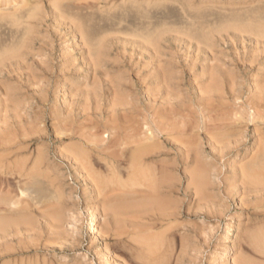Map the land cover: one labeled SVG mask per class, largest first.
<instances>
[{
    "label": "rangeland",
    "instance_id": "1",
    "mask_svg": "<svg viewBox=\"0 0 264 264\" xmlns=\"http://www.w3.org/2000/svg\"><path fill=\"white\" fill-rule=\"evenodd\" d=\"M80 1L82 2H79V0H61L55 4L54 0H29V2L28 0H0V58L2 60L0 64V189L2 191V188H6V190L0 192V202L2 200L0 203V214L3 215L0 217V224H2L0 227V264H241L243 261H250L253 264H264V261H262L264 260V253H262L264 252V188L260 190L246 188L251 185H248L246 180L242 177L241 168V165L244 168L251 164L256 156H260L258 151L259 148L257 144L255 145L253 139L254 136L257 138L261 137V134L264 132V106L261 104L262 108H258L261 106L257 104L258 100H255L259 94L264 93L262 92L263 89L260 88H264V83H261L259 87H257L261 91L257 88H252L257 82L262 81L258 80L260 77L258 74L259 71H261L260 68H264V40L262 39L264 38V0ZM96 1L98 2L96 3ZM22 3L24 5H22ZM25 3L27 4L25 5ZM98 3L100 6L97 5ZM102 4L105 6H101ZM18 6L19 8H17ZM34 7H36V9ZM55 7H57L56 10ZM15 9H17L16 12H13ZM30 12L32 13L30 14ZM6 13H8V15ZM88 14L90 16H88ZM37 16L38 18H36ZM28 22L31 25H28ZM69 22L71 23L69 24ZM71 24H78L77 26L83 28L87 34L82 36L81 34L74 33L71 30ZM261 33H263V35H261ZM22 40L25 41L23 42ZM85 40H90L91 43L87 44ZM26 42L27 45H25ZM99 44H101V46ZM137 44L140 45L138 46ZM99 46L102 49H100ZM25 47L28 48L26 49ZM21 48L26 49L28 53L25 50H21ZM90 50L92 52H89ZM17 51L19 54H17ZM148 51L150 52L148 53ZM90 54H94V57H91ZM99 54L102 55V57ZM89 59H95L97 62L96 65L94 66L93 60L90 61ZM64 62L65 64L63 65ZM83 62L84 64H81ZM260 62L262 65L259 64ZM99 65L101 68H99ZM78 66L80 69H75L76 67L78 68ZM168 69L169 71L171 69L174 74L172 75V72L169 73ZM73 70H77V72ZM100 70L103 73H101ZM86 71L87 73H85ZM255 72L257 73L254 74ZM154 75H156L155 77L157 80ZM251 77H254V83ZM63 78H66L70 84L68 85V82L66 86H63V81L65 80ZM171 78L173 81L170 80ZM208 78L210 80H208ZM181 80L182 82H180ZM217 80H220L219 83ZM175 81H177V83ZM213 81L219 85V87H216L219 88L218 90H210L209 87ZM159 82L161 83L159 84ZM153 83L154 85L158 83L157 87L159 89L154 87ZM165 83L166 85H164ZM232 83L233 85H231ZM130 84L133 86V89ZM143 84L145 85L143 86ZM174 84L179 86L177 90L178 93L180 92L179 94L177 93L179 96H176V92L175 96L173 94L174 91L172 90L177 89V86H173ZM117 87H120L118 90L121 89L119 91L121 95L123 92H127L123 94L124 97L123 95L122 97L118 95L120 93L117 92ZM145 87H148V90L150 87V90H152L151 93L150 90L148 92ZM253 87L255 88V86ZM124 88H126V90ZM154 88H156V90H153ZM221 88L225 91L222 92ZM122 90L123 92H121ZM208 90H210V93L207 94L206 91ZM257 90H259V92H257ZM249 91L251 92L249 93ZM181 92H184V94H181ZM194 92H197L196 95ZM96 93L100 94V96H97ZM227 93H230L231 96H229V94L227 95ZM234 93L237 95L236 99L234 98ZM154 94L157 96H153ZM164 94L167 97H165ZM132 95L135 98L132 97L128 100L127 98ZM182 95H185V97H183L187 99L188 104L186 103V99L183 98V101L181 98ZM126 96L127 98H125ZM221 97H223V100ZM251 97H254V99ZM147 98L149 100H146ZM150 98L152 99L150 100ZM248 98H250L251 102L254 100V102H252L253 106ZM158 99H160V101H158ZM97 100H99V102H97ZM126 100L128 102H126ZM132 100H138L139 102L134 101L135 106ZM191 100L195 103L194 105L190 102ZM137 105L140 106L138 107ZM189 105L191 107H189ZM97 106L99 108H97ZM214 106L217 109H214ZM248 106L251 107L249 108ZM140 107L142 108L139 109ZM171 107L172 109L177 108V112H175L176 110L174 109L176 114L171 112ZM107 108L110 109V111ZM154 108L156 111L159 110L157 114ZM206 109H210V111ZM222 109H224V111ZM120 110L122 115H120ZM182 110L185 112H182ZM214 110H216V112H214ZM254 110H256L257 113L256 111L254 112ZM144 111L145 113H143ZM160 113L161 115H159ZM187 113H190L192 116L190 117ZM197 113H199V115ZM123 114H125V116ZM224 114L227 115H225V118ZM57 115L60 119L56 117ZM148 115L150 117H148ZM179 115H181V117H179ZM259 115H261V118H258ZM105 116L106 118H104ZM240 116L243 118L241 119ZM119 117H121V120ZM177 117L181 119L179 120ZM192 117L193 119H191ZM172 118L178 121L176 122V120H172ZM204 118L205 122L201 121ZM128 119H132V121ZM145 119L149 121L151 119L155 120L149 122ZM244 119H246V121L251 119V123H248L249 121L246 123ZM109 120L111 122H109ZM198 120H200L201 123ZM225 120H227V122L229 121L231 125L227 127V130H230L229 133L226 130L223 134L239 135L237 139H239L241 135H245V140L247 138V142L242 147H239V149L237 148V151L233 149L231 151L232 153H223L221 155L220 148L227 146L230 139L228 138L227 140L224 137L219 138L217 132H215V134L214 131H211L214 133L213 135L208 133L207 136L204 132H200L199 128L202 131L206 124L209 126L212 123L217 124ZM70 122L71 124H69ZM133 122H135V124ZM140 122H142L143 125ZM229 122L227 124H229ZM234 122L236 123L233 124ZM239 122H241V125H239ZM252 122L255 125L257 124L256 126L263 132L261 133V131L255 130L257 127L252 124ZM188 123L190 124L187 125ZM194 123L196 126H199V128L196 126L193 127ZM243 123L246 124L243 125ZM149 124L151 126L154 124L151 128H158L161 126L164 129L161 127L159 128L163 131L165 130V132L168 131L169 134L172 133V137H174V133L171 132L173 129H182L185 127L189 128L188 132H190L192 127L194 129H192L193 131L189 134L188 132L183 133V135L181 133L179 136L177 134L178 138L175 136L174 140L168 139V141L165 140V143L163 139L158 141V145L153 147L155 149H151L153 154L151 153V155H148L143 160L144 163L148 161L145 165L143 164L144 168L145 166L149 167L150 173L156 172L155 176L160 175L158 178L163 177L162 185L159 188V199L166 204L163 202L165 206L163 211L165 212L162 211L163 213L161 214L151 208L148 210V213L147 211L139 209L150 203V191L147 187L149 184L142 180H139L138 183L126 180L127 170L123 168H126L128 165L126 164L128 163V155L126 156V154H124L126 157L120 158V161L118 160L119 162L116 164L118 167V174L116 176L118 179L120 178L119 182L115 176H111V173L106 169V163L101 161L99 151L96 150H100L104 145L106 146H104V148L110 147L114 140H116L117 133H125L124 131L127 132V129L134 130V134L136 135L133 136L136 138L138 136L139 139L143 138L144 135L148 134L147 130L150 127ZM134 125L136 127H143H137L140 129L139 131L135 129L136 127H134ZM117 126H119V128ZM69 127H71V129ZM107 127H109V130ZM58 129L61 130V132ZM105 129L106 131H104ZM137 131L140 133H137ZM104 132L106 133L105 135L102 134ZM198 132L200 133L199 139L197 138ZM129 133L131 134V132ZM133 136L131 137L132 139L134 138ZM85 137L88 138L86 139ZM111 137L113 139L110 140ZM208 137L211 139L210 141ZM205 138H207V140ZM182 139L184 140L182 141ZM201 141L203 142L202 145ZM191 142H194V145H191L193 144ZM184 143L185 145H183ZM251 144L253 146H251ZM207 145H209V147ZM179 146H184L185 149L178 154V150L180 149ZM191 146L192 148H190ZM243 151H247L246 154ZM96 152L98 153L96 154L98 157L95 155ZM195 152H197V154ZM254 152H256V154ZM244 157H246V159ZM17 158L19 161H16ZM234 158H237L238 162L243 161L245 165L240 162L237 164L238 162L236 163L237 160L235 161ZM212 159L215 160L213 161ZM27 161L28 163H26ZM35 161L39 164L40 168ZM97 161H101L103 165L101 166L100 162L98 163ZM7 162L11 165L9 166ZM89 162L90 164H88ZM176 162L178 163L176 164ZM156 163L159 165H156ZM162 163L164 165H162ZM193 163L196 166H194ZM30 164L34 165L31 166ZM150 164L155 165V168H152ZM5 165H8L7 168ZM14 165L16 168L17 166H19L18 168L23 167V171H25V169L27 172L31 171L33 175L31 179L22 182V180H24L23 178H21L20 181L18 177L14 178L15 175L9 176L10 174L8 172L12 171L11 168H13ZM27 167L28 169L30 168V170H28ZM16 168L14 167L13 170ZM237 168H239L238 171ZM234 173L235 176H232ZM2 175L8 177L5 178ZM236 176H238V179ZM5 180H7V182H5ZM10 180L14 183L11 184ZM121 181L123 183H121ZM18 182H20V184ZM104 182H106V184ZM7 186L13 187L11 190L8 188V190ZM21 186L25 188V190H23L25 192H23L22 195H19L20 193H12L21 191ZM12 189H14V191ZM146 191L148 193H146ZM258 192L259 194H257ZM195 195L197 196L195 197ZM3 197H6V199ZM22 198L23 200H21ZM186 203L190 205H186ZM3 204L5 206H3ZM8 204L10 206H8ZM175 208L178 211H176ZM20 212H22V216L27 214L22 217L23 220L20 218ZM176 213H178V216ZM90 214H93L96 218L94 232L87 227L88 216ZM8 215L10 217L12 216L13 219ZM138 215H140V217ZM26 216L29 217L27 218ZM58 216H60L59 219ZM142 218L145 222L142 221ZM147 218L151 220L149 221ZM11 219L12 221H10ZM17 219L21 220V222ZM259 220H263V223L258 222ZM167 221L169 223H167ZM27 222L28 224L26 225ZM165 224L168 226H165ZM130 225L135 227V229L132 232H127ZM25 227L27 228L25 229ZM243 227L244 229L242 230ZM161 232L167 236L164 238L166 244L163 243L162 246L152 248L150 251L148 247H151V243H154V241L150 240L147 236L149 234H162ZM10 234H12L13 237ZM181 234L182 237H180ZM192 234L194 235L192 236ZM251 234H254L256 238L253 243L251 242V244H249V236ZM144 236L147 240L143 238ZM239 238L243 241L241 239L239 240ZM143 239L144 242L142 241ZM183 239H185V241ZM184 245H186V247ZM181 248H183L182 252ZM244 250L246 252H244ZM237 252L238 254L236 255L235 253ZM246 255L249 256L247 257ZM148 256L151 259L148 258ZM257 257L260 259L262 258V262L257 261L260 260Z\"/></svg>",
    "mask_w": 264,
    "mask_h": 264
},
{
    "label": "bare ground",
    "instance_id": "2",
    "mask_svg": "<svg viewBox=\"0 0 264 264\" xmlns=\"http://www.w3.org/2000/svg\"><path fill=\"white\" fill-rule=\"evenodd\" d=\"M13 1H15V0H13ZM17 1V0H16ZM23 1V0H22ZM48 1V0H47ZM50 1V0H49ZM55 1V4H57L58 3V1L60 2L61 0H54ZM69 1V0H68ZM75 1H78V0H75ZM84 1H87V0H83V2ZM93 1V0H92ZM100 1V0H99ZM9 2V1H8ZM25 2V1H24ZM28 2H29V0H28ZM36 2V1H35ZM35 2H32V3H35ZM79 2H82V1H80L79 0ZM98 1H96V3H97ZM12 3V2H11ZM13 3H15V2H13ZM38 3V2H37ZM86 3V2H85ZM27 3H25V5H26ZM36 4V3H35ZM50 4V3H49ZM73 4V3H72ZM20 5V4H19ZM22 5H24L23 3H22ZM32 5H34V4H32ZM46 5V4H45ZM86 5V4H85ZM87 5H88V2H87ZM95 5V4H94ZM97 5H99V3L97 4ZM107 5V4H106ZM4 6V5H3ZM21 6V5H20ZM28 6V5H27ZM30 6V5H29ZM100 6V5H99ZM101 6H105V5H101ZM2 7V6H1ZM14 7V6H13ZM17 8H19V6L17 7ZM35 9H36V7H34ZM9 9V8H8ZM34 9V10H35ZM37 9H40V8H37ZM52 9V8H51ZM57 9V7H55V10ZM88 9V8H87ZM98 9V8H97ZM101 9V8H100ZM103 9V8H102ZM12 10H13V8H12ZM16 10L17 9H15V11H13V12H16ZM19 10V9H18ZM32 10V9H31ZM53 10V9H52ZM12 12V13H13ZM37 12H39V11H37ZM55 12V11H54ZM109 12V11H108ZM4 13H5V11H4ZM28 13V12H27ZM32 12H30V14H31ZM34 13V12H33ZM7 15H8V13H6ZM11 14V13H10ZM29 14V13H28ZM58 14V13H57ZM65 14V13H64ZM15 15V14H14ZM54 15V14H53ZM13 16V15H12ZM29 16V15H28ZM57 16V15H56ZM88 16H90L89 14H88ZM41 17V16H40ZM29 18V17H28ZM31 18V17H30ZM36 18H38V16L36 17ZM142 19H144L143 17H141ZM148 18V17H147ZM20 19V18H19ZM149 19V18H148ZM16 20V19H15ZM20 23V22H19ZM68 23V22H67ZM71 22H69V24H70ZM21 24V23H20ZM26 24V23H25ZM61 24V23H60ZM19 25V24H18ZM28 25H31L29 22H28ZM67 25V24H66ZM65 25V26H66ZM78 25V24H77ZM76 24H71V30L74 32V33H78V34H81L82 36L83 35H86L87 34V32L83 29V28H80V27H78ZM69 26V25H68ZM151 26V25H150ZM163 26V25H162ZM30 27V26H29ZM35 27V26H34ZM68 29V28H67ZM171 29V28H170ZM212 29V28H211ZM221 29V28H220ZM264 29V28H263ZM88 30V29H87ZM89 30H90V28H89ZM174 30V29H173ZM223 30H225V29H223ZM213 31V30H212ZM226 31V30H225ZM263 31V30H262ZM69 32H70V29H69ZM164 32V31H163ZM222 32H224V31H222ZM235 32V31H234ZM167 33V32H166ZM178 33V32H177ZM176 33V34H177ZM183 33V32H182ZM214 33H216V32H214ZM217 33H218V31H217ZM258 33V32H257ZM156 34H158V33H156ZM161 34V33H160ZM211 34V33H210ZM219 34V33H218ZM252 34V33H251ZM69 35V34H68ZM72 35H73V33H72ZM163 35V34H162ZM180 35V34H179ZM185 35V34H184ZM212 35V34H211ZM253 35V34H252ZM261 35H263V33H261ZM26 36V35H25ZM29 36V35H28ZM80 36V35H79ZM101 36V35H100ZM177 36V35H176ZM186 36V35H185ZM146 37V36H145ZM157 37V36H156ZM252 37H254V36H252ZM264 37V36H263ZM21 38H23V37H21ZM29 38V37H28ZM30 38H32V37H30ZM82 38V37H81ZM85 38H86V36H85ZM104 38V37H103ZM108 38V37H107ZM131 38V37H130ZM159 38V37H158ZM182 38V37H181ZM207 38V37H206ZM209 38V37H208ZM27 39V38H26ZM101 39V38H100ZM263 40H264V38H262ZM84 40V39H83ZM260 40V39H259ZM23 41V40H22ZM25 41V40H24ZM23 41V42H24ZM30 41V40H29ZM104 41V40H103ZM155 41V40H154ZM31 42V41H30ZM29 42V43H30ZM82 42H84V41H82ZM85 42L87 43V44H89V43H91V41L90 40H85ZM93 42V41H92ZM137 42V41H136ZM142 42V41H141ZM145 42H146V40H145ZM86 43H85V45H86ZM94 43V42H93ZM32 44V43H31ZM30 44V45H31ZM84 44V43H83ZM107 44V43H106ZM134 44V43H133ZM142 44V43H141ZM22 45H23V43H22ZM25 45H27V42H26V44ZM29 45V44H28ZM81 45V44H80ZM100 46H101V44H99ZM138 45V44H137ZM136 45V46H137ZM140 45V44H139ZM138 45V46H139ZM256 45H259V44H256ZM264 45V44H263ZM32 46V45H31ZM82 46V45H81ZM99 46V48L100 49H102L101 47ZM134 46V45H133ZM159 46V45H158ZM23 47V46H22ZM28 47H30V46H28ZM27 47V48H28ZM88 47V46H87ZM198 47V46H197ZM263 47V46H262ZM26 48V47H25ZM26 48V49H27ZM141 48V47H140ZM26 49H23V48H21V50H25L26 51ZM32 49V48H31ZM30 49V50H31ZM157 49H158V47H157ZM160 49V48H159ZM98 50V49H97ZM139 50V49H138ZM29 51V50H28ZM32 51H33V49H32ZM140 51L142 52V50L140 49ZM139 51V52H140ZM146 51V50H145ZM157 51V50H156ZM27 52V51H26ZM87 52V51H86ZM85 52V53H86ZM89 52H92L91 50L89 51ZM139 52H138V54H139ZM141 52H140V54H141ZM147 52V51H146ZM150 51H148V53H149ZM160 52V51H159ZM15 53V52H14ZM28 53V52H27ZM16 54V53H15ZM17 54H19L18 53V51H17ZM24 54V53H23ZM31 54V53H30ZM102 54V53H101ZM91 55V57H94V54H90ZM100 55V54H99ZM158 55V54H157ZM264 55V54H263ZM80 56V55H79ZM86 56V55H85ZM101 57H102V55H100ZM160 56V55H159ZM83 57V56H82ZM82 57H79V58H82ZM99 58V57H98ZM152 58V57H151ZM160 58V57H159ZM96 59V58H95ZM95 59H92L93 60V62H94V66L96 65V60ZM101 59V58H100ZM20 60V59H19ZM77 60V59H76ZM88 60V59H87ZM90 61H92L91 59H89ZM253 60V59H252ZM1 58H0V64H1ZM9 61V60H8ZM23 61V60H22ZM83 61V60H82ZM7 62V61H6ZM69 62V61H68ZM86 62V61H85ZM264 62V61H263ZM91 63V62H90ZM65 64V62L63 63V65ZM68 64V63H67ZM81 64H84V62L83 63H81ZM99 64V63H98ZM156 64V63H155ZM259 64H261V62L259 63ZM43 65V64H42ZM46 65V64H45ZM70 65V64H69ZM73 65V64H72ZM93 65V64H92ZM262 65V64H261ZM264 65V64H263ZM66 66V65H65ZM80 66V65H79ZM79 66H78V68L76 67L75 69H80L79 68ZM82 66V65H81ZM87 66H88V64H87ZM100 66V65H99ZM155 66V65H154ZM71 67V66H70ZM86 67V66H85ZM103 67V66H102ZM87 68V67H86ZM99 68H101V66L99 67ZM163 68H164V66H163ZM171 68V67H170ZM263 68V67H262ZM90 69V68H89ZM154 69V68H153ZM256 69V68H255ZM46 70V69H45ZM45 70H43V71H45ZM67 70V69H66ZM69 70V69H68ZM86 70V69H85ZM99 70V69H98ZM102 70V69H101ZM101 70H100V72H101ZM260 70L261 71H259V74L258 75H260V77H259V79L258 80H262V81H259V82H255L256 84L255 85H253V86H255V88L252 86V88L253 89H256L257 87H259V85L261 84V83H264V68L263 69H261L260 68ZM74 72L76 71L77 72V70H73ZM73 71H72V73H73ZM87 71H90V70H87ZM87 71L85 72V73H87ZM103 71V70H102ZM166 71H167V68H166ZM166 71H164V72H166ZM168 71H169V69H168ZM68 72V71H67ZM153 72V71H152ZM158 72V71H157ZM159 72H160V70H159ZM170 72H172V70L170 69V71H169V73ZM30 73V72H29ZM89 73V72H88ZM93 73V72H92ZM101 73H103V72H101ZM149 73V72H148ZM162 73V72H161ZM167 74H169L168 72H166ZM216 73V72H215ZM257 72H255L254 74H256ZM67 74V73H66ZM105 74H106V72H105ZM151 74V73H150ZM162 74H164V73H162ZM166 74V75H167ZM174 73L172 72V75H173ZM251 74V73H250ZM152 75V74H151ZM156 75H158V74H156ZM156 75H154V77L156 76ZM165 75V74H164ZM176 75V74H175ZM92 76H93V74H92ZM106 76V75H105ZM147 76V75H146ZM150 76V75H149ZM148 76V77H149ZM153 76V75H152ZM161 76V75H160ZM159 76V77H160ZM182 76V75H181ZM212 76V75H211ZM94 77H97V76H94ZM107 77V76H106ZM142 77H144V78H146L145 76H142ZM164 77V76H163ZM166 77V76H165ZM210 77V76H209ZM213 77V76H212ZM216 77H218V76H216ZM258 77V76H257ZM97 78H99V77H97ZM102 78V77H101ZM156 78V77H155ZM160 78H162V77H160ZM169 78H170V75H169ZM252 78V77H251ZM63 79H65L64 81H63V86H66L67 85V83L69 82V81H67L66 80V78H63ZM94 79V78H93ZM143 79V78H142ZM141 79V80H142ZM152 79V78H151ZM212 79V78H211ZM253 79V83H254V77L252 78ZM251 79V80H252ZM257 79V78H256ZM30 80V79H29ZM69 80V79H68ZM99 80V79H98ZM98 80H97V82H98ZM144 80V79H143ZM142 80V81H143ZM155 80V79H154ZM156 80H157V78H156ZM155 80V81H156ZM161 80V79H160ZM163 80H164V78H163ZM162 80V81H163ZM170 80H172L173 81V79L171 78ZM176 80H177V78H176ZM208 80H210L209 78H208ZM250 80V79H249ZM94 81V80H93ZM121 81V80H120ZM151 81V80H150ZM155 81H153V82H155ZM178 81V80H177ZM177 81H175L176 83H177ZM218 81V83H219V81L220 80H217ZM233 81V80H232ZM95 82V81H94ZM166 82V81H165ZM179 82V81H178ZM180 82H182V80L180 81ZM234 82H235V80H234ZM96 83V82H95ZM137 83V82H136ZM161 82H159V84H160ZM171 83V82H170ZM174 83V82H173ZM206 83V82H205ZM221 83V82H220ZM70 84V82L68 83V85ZM158 84V83H157ZM157 84H155L154 85V83H153V86L154 87H157ZM203 84V83H202ZM208 84H210V83H208ZM208 84H206V85H208ZM237 84V83H236ZM131 85V84H130ZM137 85H138V83H137ZM142 85V84H141ZM145 84H143V86H144ZM164 85H166V83L164 84ZM172 85V84H171ZM171 85H169V86H171ZM182 85H183V83H182ZM231 85H233V83L231 84ZM238 85V84H237ZM60 86H61V83H60ZM132 86V85H131ZM151 86V85H150ZM167 86H168V84H167ZM174 87L175 86H177L176 84H174L173 85ZM181 86V85H180ZM198 86H201V85H198ZM219 87V85L217 84V83H215L214 81L211 83V85H210V90L211 91H213V90H218L219 88H216V87ZM235 86V85H234ZM139 87V86H138ZM160 87V86H159ZM178 87L179 86H177L176 88L177 89H175V90H172V89H170V90H172V91H174L173 92V94H174V96H175V92H176V96H179L178 94L180 93H178ZM201 87H203V86H201ZM206 87V86H205ZM204 87V88H205ZM222 87V86H221ZM65 88V87H64ZM99 88V87H98ZM97 88V89H98ZM118 88H120V87H117V90H118ZM123 88V87H122ZM136 88V87H135ZM141 88V87H140ZM147 88V89H146ZM158 88V87H157ZM172 88V87H171ZM261 89H263V91L262 92H264V88L263 87H260ZM125 90H126V88H124ZM132 89H133V86H132ZM145 89L146 90H148V87H145ZM159 89V88H158ZM201 89V88H200ZM206 89V88H205ZM222 89V92L223 91H225V90H223V88H221ZM232 89H234V88H232ZM257 89H259V88H257ZM101 90V89H100ZM121 90V89H120ZM120 90H118L117 92L118 93H120L119 91ZM128 90V89H127ZM130 90V89H129ZM149 90H150V87H149ZM149 90H148V92H149ZM153 90H156V88H154ZM180 90H181V88H180ZM187 90V89H186ZM198 90V89H197ZM210 90H208V91H206L207 92V94L208 93H210ZM228 90V89H227ZM250 90V89H249ZM252 90V89H251ZM260 90V89H259ZM259 90H257V92H259ZM99 91V90H98ZM115 91H116V89H115ZM135 91V90H134ZM134 91H133V94H134ZM151 91L152 90H150V93H151ZM164 91V90H163ZM162 91V92H163ZM185 91V90H184ZM204 91V90H203ZM220 91V90H219ZM231 91V90H230ZM234 91V90H233ZM232 91V92H233ZM236 91V90H235ZM261 91V90H260ZM101 92V91H100ZM121 92H123V90L121 91ZM137 92H139V91H137ZM143 92V91H142ZM155 92H157V91H155ZM171 92V91H170ZM186 92V91H185ZM232 92H230L231 94H233ZM251 91H249V93H250ZM254 92H255V90H254ZM105 93V92H104ZM113 93V92H112ZM124 93H127V92H123L122 93V95L124 94ZM145 93H146V91H145ZM149 93V94H150ZM152 93H154V92H152ZM158 93V92H157ZM178 93V94H177ZM188 93H189V91H188ZM195 93V92H194ZM197 93V92H196ZM196 93H195V95H196ZM201 93V92H200ZM200 93H198V94H200ZM215 93V92H214ZM225 93V92H224ZM223 93V94H224ZM230 93H227V95L229 94V96H231L230 95ZM248 93V94H249ZM97 94V96L99 95L100 96V94H98V93H96ZM115 94H116V92H115ZM114 94V95H115ZM130 94V93H129ZM129 94H127V95H129ZM132 94V93H131ZM142 94V93H141ZM149 94H147V95H149ZM166 94V93H165ZM164 94V95H165ZM181 94H184V92H181ZM180 94V95H181ZM235 94V96H234V98L236 99L237 97V95H236V93H234ZM118 95H121V93L120 94H118ZM122 95H121V97H122ZM146 95V96H147ZM187 95V94H186ZM216 95V94H215ZM257 95V94H256ZM116 96V95H115ZM153 96H155V94L153 95ZM153 96H152V98H153ZM157 96V95H156ZM155 96V97H156ZM185 97V95H182L181 96V98L183 99L184 97ZM189 96V95H188ZM205 96V95H204ZM226 96V95H225ZM232 96V97H233ZM64 97V96H63ZM93 97H95V96H93ZM112 97V96H111ZM123 97H124V95H123ZM133 97V95L131 96V97H128L127 98V96L125 97V98H127L128 100H130L129 98H132ZM151 97V96H150ZM165 97H167L166 95H165ZM164 96H163V99L165 98ZM171 97H172V95H171ZM211 97V96H210ZM255 97V96H254ZM254 97H251V98H253L254 99ZM87 98V97H86ZM96 98V97H95ZM117 98V97H116ZM118 98H119V96H118ZM133 98H135V97H133ZM152 98H150V100L152 99ZM222 98V100H223V97H221ZM224 98H226V97H224ZM115 99V98H114ZM161 99V98H160ZM160 99H158V101H160ZM163 99H161V100H163ZM184 99H186V98H184ZM184 99H183V101H184ZM189 99H191V98H189ZM195 99H196V96H195ZM209 99V98H208ZM249 99V102H251L250 101V98H248ZM146 100H149L148 98L146 99ZM165 100V99H164ZM163 100V101H164ZM210 100V99H209ZM217 100V99H216ZM225 100V99H224ZM255 100H258V102H257V104H259V106H261V104L264 106V93L263 94H259L258 95V97H257V99L255 98ZM112 101V100H111ZM115 101V100H114ZM117 101V100H116ZM133 101V103H134V101L135 100H132ZM136 101H138V100H136ZM135 101V102H136ZM153 101V100H152ZM166 101H169V100H166ZM206 101H208V100H206ZM63 102V101H62ZM97 102H99V100H97ZM126 102H128L127 100H126ZM139 102V101H138ZM137 102V103H138ZM157 102V101H156ZM189 102V101H188ZM190 102H192V100L190 101ZM211 103H214V102H212V101H210ZM210 102H208V103H210ZM219 102V101H218ZM252 102H254V100H252ZM252 102H251V105H252ZM186 103H187V99H186ZM185 103V104H186ZM193 103V102H192ZM246 103V102H245ZM114 104H116V103H114ZM113 104V105H114ZM124 104V103H123ZM128 104V103H127ZM140 104V103H139ZM151 104V103H150ZM153 104V103H152ZM157 104V103H156ZM184 104V105H185ZM188 104V103H187ZM195 103H193V105H194ZM197 104V103H196ZM204 104V103H203ZM206 104V103H205ZM215 104V103H214ZM223 104V103H222ZM256 104V105H257ZM109 105H110V102H109ZM108 105V106H109ZM120 105V104H119ZM121 105H122V102H121ZM120 105V106H121ZM133 105H135V103L133 104ZM198 105V104H197ZM200 105H202V104H200ZM210 105V104H209ZM213 105V104H212ZM250 105V104H249ZM255 105V104H254ZM128 106V105H127ZM136 106V105H135ZM138 106V105H137ZM140 106V105H139ZM138 106V107H139ZM145 106V105H144ZM187 106V105H186ZM216 106V105H215ZM215 106H214V109H217V108H215ZM220 106V105H219ZM253 106V105H252ZM189 107H191L190 105H189ZM194 107V106H193ZM218 107V106H217ZM249 107V106H248ZM251 107V106H250ZM249 107V108H250ZM258 107V106H257ZM97 108H99L98 106H97ZM118 108V107H117ZM121 108V107H120ZM119 108V109H120ZM124 108V107H123ZM122 108V109H123ZM142 107H140L139 109H141ZM155 108H157V107H155ZM154 108V110H155V112H156V114L159 112V110L158 111H156V109ZM201 108V107H200ZM208 108V107H207ZM256 108V107H255ZM258 108H262V106L261 107H258ZM264 108V107H263ZM108 109V108H107ZM114 109V108H113ZM135 109V108H134ZM136 109L138 110V108L136 107ZM158 109V108H157ZM175 109V108H174ZM174 109H172V107L170 108V110H171V112H174L175 110V112H177V108L174 110ZM182 109H184V108H182ZM186 109V108H185ZM188 109V108H187ZM192 109V108H191ZM196 109H197V107H196ZM204 109V108H203ZM109 111H110V109H108ZM173 110V111H172ZM206 110H208V109H206ZM223 111H224V109H222ZM250 110V109H249ZM260 110H262V109H260ZM260 110H258L259 112H261ZM53 111V110H52ZM140 111V110H139ZM148 111V110H147ZM153 111V110H152ZM189 111V110H188ZM191 111V110H190ZM193 111V110H192ZM197 111V110H196ZM208 111H210V109L208 110ZM212 111H213V109H212ZM228 111V110H227ZM247 111V110H246ZM256 110H254V112H255ZM112 112V111H111ZM120 112H121V110H120ZM161 112H163V111H161ZM174 112V113H175ZM182 112H185L184 110H182ZM199 112H201V111H199ZM203 112V111H202ZM214 112H216V110H214ZM219 112V111H218ZM217 112V113H218ZM220 112H222V111H220ZM226 112V111H225ZM232 112V111H231ZM248 112V111H247ZM253 112V111H252ZM253 112V113H254ZM113 113V112H112ZM143 113H145V111L143 112ZM154 113V112H153ZM164 113H165V111H164ZM178 113H179V110H178ZM180 113H181V111H180ZM191 113H194V112H191ZM246 113V112H245ZM250 113V112H249ZM256 113H257V111H256ZM263 113V112H262ZM261 113V114H262ZM119 114V113H118ZM134 114V113H133ZM149 114V113H148ZM167 114H169V113H167ZM176 114V113H175ZM182 114V113H181ZM188 114V113H187ZM198 115H199V113H197ZM202 114V113H201ZM205 114V113H204ZM223 114V113H222ZM242 114V113H241ZM247 114V113H246ZM259 114V113H258ZM112 115V114H111ZM120 115H122V112L120 113ZM124 116H125V114H123ZM159 115H161V113L159 114ZM158 115V116H159ZM164 115V114H163ZM171 115V114H170ZM188 115H190V117L192 116L190 113L188 114ZM218 115V114H217ZM221 115V114H220ZM219 115V116H220ZM225 115L226 114H224V118H225ZM230 115H232V114H230ZM229 115V116H230ZM243 115V114H242ZM255 115V114H254ZM108 116V115H107ZM110 116V115H109ZM119 116V115H118ZM131 116V115H130ZM130 116H129V118H130ZM151 116H153V115H151ZM172 116H173V114H172ZM175 116V115H174ZM184 116V115H183ZM187 116V115H186ZM223 116V115H222ZM227 116V115H226ZM228 116V117H229ZM246 116V115H245ZM251 116V115H250ZM257 116V115H256ZM57 118L59 117L58 115L56 116ZM112 117V116H111ZM123 117V116H122ZM142 117H143V115H142ZM145 117V116H144ZM148 117H150L149 115H148ZM159 117H162V116H159ZM179 117H181V115H179ZM187 117H189V116H187ZM194 117V116H193ZM193 117L191 118V119H193ZM204 117V116H203ZM211 117V116H210ZM216 117V116H215ZM241 117V119L243 118L242 116H240ZM246 117H248V116H246ZM261 118V115H259L258 116V118ZM103 118V117H102ZM104 118H106V116L104 117ZM107 118H109V117H107ZM120 118V120H121V117H119ZM127 118V117H126ZM132 118V117H131ZM135 118V117H134ZM152 118V117H151ZM169 118V117H168ZM176 118V117H175ZM197 118V117H196ZM202 118V117H201ZM206 118V117H205ZM205 118L203 119V120H201V121H204L205 120ZM218 118V117H217ZM222 118V117H221ZM257 118V119H258ZM37 119V118H36ZM58 119H60V118H58ZM138 119V118H137ZM142 119H144V118H142ZM148 119V118H147ZM174 118H172V120H173ZM177 119H179L178 117H177ZM181 119V118H180ZM179 119V120H180ZM198 119V118H197ZM219 119V118H218ZM237 119H239V118H237ZM237 119H235V120H237ZM246 119H248V118H246ZM246 119H244L245 121H246ZM252 119V118H251ZM250 119V120H251ZM103 120V119H102ZM105 120V119H104ZM116 120V119H115ZM128 120H131L132 121V119H128ZM146 120V119H145ZM151 120H153V119H151ZM151 120L149 121V120H146V121H149V122H151ZM155 120V119H154ZM153 120V121H154ZM158 120H159V118H158ZM161 120H162V118H161ZM174 120H176V119H174ZM209 120V119H208ZM227 120H230V119H227ZM227 120H225V121H220V123H217V124H211V125H205L204 126V128H203V126H202V131L200 130V128H199V126H196L195 125V123H194V125H193V127L194 126H196V127H198L199 128V131L200 132H204L207 136H208V133H210L211 135H213L215 132H217V136H219V138L220 137H224L225 139H227L228 140V138L230 139V141H229V143H227V146H223V147H221L220 148V152H221V155L223 154V153H229V152H231L233 149H236V151H237V148L239 149V147H242L247 141V138H246V140H245V135H241L240 137H239V139H237V137L239 136V135H236V136H234V135H232V134H228L229 133V131L227 130V127H228V125H231L230 124V122H229V124H227L228 122H227ZM234 120V121H235ZM240 120V119H239ZM239 120H237V121H239ZM244 120H242V121H244ZM250 120H248V121H246V123L248 122V123H251L250 122ZM260 120V119H259ZM263 120V119H262ZM54 121H55V119H54ZM123 121V120H122ZM122 121H120V122H122ZM152 121V122H153ZM160 121V120H159ZM178 120H176V122H177ZM185 121V120H184ZM189 121H191V120H189ZM199 122H200V120H198ZM213 121V120H212ZM214 121L216 122V120L214 119ZM213 121V122H214ZM232 121V120H231ZM241 121V120H240ZM252 121H253V119H252ZM36 122V121H35ZM65 122V121H64ZM72 122V121H71ZM71 122L69 123V124H71ZM109 122H111L110 120H109ZM114 122V121H113ZM120 122H118V123H120ZM129 122V121H128ZM137 122V121H136ZM145 122V121H144ZM148 122V123H149ZM171 122V121H170ZM187 122V121H186ZM198 122V123H199ZM205 122V121H204ZM214 122V123H215ZM222 122V123H221ZM226 122V123H225ZM261 123H263L262 121H260ZM67 123V122H66ZM126 123V122H125ZM131 123V122H130ZM134 124H135V122H133ZM140 123H142V122H140ZM162 123H163V121H162ZM168 123H169V120H168ZM173 123V122H172ZM201 123V122H200ZM199 123V124H200ZM207 123V122H206ZM208 123H209V121H208ZM236 122H234L233 124H235ZM240 123V124H239ZM238 124L239 125H241V122H239ZM246 123H243V125L244 124H246ZM32 124V123H31ZM30 124V125H31ZM58 124V123H57ZM57 124H56V126H57ZM68 124V125H69ZM124 124V123H123ZM128 124V123H127ZM156 124V123H155ZM161 124V123H160ZM166 124V123H165ZM170 124V123H169ZM186 124V123H185ZM190 123H188L187 125H189ZM192 124V123H191ZM237 124V125H238ZM252 124H254L253 122H252ZM67 125V126H68ZM111 125V124H110ZM118 125V124H117ZM139 125V124H138ZM142 125H143V123H142ZM148 125V124H147ZM150 125V124H149ZM154 125V124H153ZM152 125V126H153ZM157 125V124H156ZM159 125V124H158ZM180 125V124H179ZM182 125V124H181ZM201 125V124H200ZM239 125H238V127H239ZM248 125V124H247ZM255 125V124H254ZM253 125V126H254ZM257 125V124H256ZM255 125V126H256ZM260 125H262V124H260ZM29 126V125H28ZM32 126V125H31ZM65 126V125H64ZM63 126V127H64ZM66 126V127H67ZM71 126V125H70ZM105 126V125H104ZM108 126V125H107ZM112 126V125H111ZM121 126V125H120ZM127 126V125H126ZM151 125H150V127L148 128V130L147 129H145V130H147V133L148 134H146V135H144V137L143 138H136L135 136H133V135H136V134H134L135 132H134V130H130V129H127L128 131V133L126 132V131H124L125 133H121V132H116L117 133V137H116V140H114V142L112 143V145L110 146V147H108V148H104V146L103 147H101V149L99 150V149H96V147H95V149L96 150H98L99 151V157H100V159H101V161H103V162H105L106 163V169L109 171V173H111V176L113 175V176H115V178H117V174H118V167H117V165L116 164H118V162L120 161L119 159L120 158H122V157H124L125 155L124 154H126V156L128 155V163H126V164H128L127 165V167L126 168H123L124 170L126 169L127 171H126V180L127 181H132V182H137L138 183V181L139 180H142L143 182L144 181H146L149 185H147V187H148V189H149V191H150V195H149V200H150V203H148V204H146L145 206H142V207H140L139 209L140 210H143V211H147V213L149 212L148 210L151 208V209H154L155 211H157L158 213H163V212H165V211H163L164 210V208H165V206L163 205V202L162 201H160V199H159V188H160V186L162 185V182H163V177L162 178H158L159 176L157 175V176H155L156 174V172L154 173H150L149 171V167H146L145 166V168H144V166H143V164L145 165V163H147V162H143V160H144V158H146L148 155H151V153H152V148L153 147H156V145H158V141H160V140H162L163 139V141H164V143L166 142L165 140H167L168 141V139H171V140H174V137L176 136L177 137V134H178V136H179V134H181L182 133V135H183V133H187L188 131H189V128H185L184 126V128H177V127H174V128H177V129H173V130H171V132H173L174 133V137H172L173 135H172V133L171 134H169L168 133V131L167 132H165V130L163 131L162 129H164V128H162L161 126H159V127H161L162 129H160L159 127L158 128H151L152 127ZM174 126V125H173ZM175 126H176V124H175ZM235 126V125H234ZM233 126V127H234ZM55 127V126H54ZM62 127V126H61ZM110 127V126H109ZM109 127H107L108 128V130H109ZM118 128H119V126H117ZM123 127V126H122ZM128 127V126H127ZM134 127H136L135 125H134ZM138 127V126H137ZM135 128L136 130L138 129V128H142L141 126H139L138 128ZM171 127V126H170ZM188 127V126H187ZM191 127V126H190ZM193 127L191 128V130H190V132L191 131H193L194 129H193ZM236 127V126H235ZM244 127V126H243ZM248 127V126H247ZM257 127V126H256ZM59 128V127H58ZM65 128V127H64ZM70 129H71V127H69ZM145 128V127H144ZM147 128V127H146ZM231 128H232V126H231ZM263 128H264V126H263ZM115 129V128H114ZM168 129V128H167ZM193 129V130H192ZM234 129V128H233ZM238 129V128H237ZM242 129V128H241ZM54 130H55V128H54ZM59 130V129H58ZM64 130V129H63ZM66 130V129H65ZM117 130V129H116ZM119 130V129H118ZM130 130V131H129ZM139 131H140V129H138ZM144 130V131H145ZM227 130V134H223L224 133V131H226ZM232 130V129H231ZM244 130H246V129H244ZM255 130H258V131H261V130H259V128L257 127V129L255 128ZM255 130H253V131H255ZM29 131V130H28ZM56 131V130H55ZM60 132H61V130H59ZM104 131H106V129L104 130ZM111 131V130H110ZM122 131H123V129H122ZM139 131H137V133L139 132ZM211 131H214V133L213 132H211ZM233 131V130H232ZM238 131V130H237ZM37 132V131H36ZM111 132H113V131H111ZM110 132V133H111ZM129 132H131V134L129 133ZM133 132V133H132ZM146 132V131H145ZM144 132V133H145ZM190 132H188V134L190 133ZM221 132V133H220ZM263 131H261V133H262ZM38 133V132H37ZM96 133V132H95ZM109 133V134H110ZM114 133V132H113ZM140 133V132H139ZM259 133V132H258ZM264 133V132H263ZM263 133L260 135V133H259V135L261 136V137H255L254 136V143H255V145L257 144V146H258V148H259V154H260V156H256L255 157V159H254V161L251 163V164H249V165H247V166H245L244 168L242 167V165H241V168H242V177L246 180V183L248 184V185H251L250 187H246V188H248V189H255V190H260L261 188H264V135H263ZM66 134V133H65ZM93 134V133H92ZM98 134V133H97ZM102 134H106L105 132L104 133H102ZM101 134V135H102ZM209 134V135H210ZM216 134V133H215ZM240 134H241V132H240ZM21 135H23V134H21ZM68 135V134H67ZM75 135V134H74ZM138 135V134H137ZM185 135V134H184ZM192 135H193V132H192ZM252 135H253V132H252ZM25 136V135H24ZM89 136V135H88ZM100 136V135H99ZM103 136V135H102ZM134 137L133 139L131 138V137ZM197 138L199 139V137H200V133L198 132L197 133ZM234 136V137H233ZM258 136V135H257ZM27 138V137H26ZM86 138V137H85ZM88 138V137H87ZM86 138V139H87ZM129 138V139H128ZM178 138V137H177ZM214 138H216V137H214ZM221 138V139H222ZM111 139H113L112 137L110 138V140ZM115 139V138H114ZM157 139V140H156ZM184 139H185V137H184ZM184 139H182V141L184 140ZM192 139V138H191ZM190 139V140H191ZM196 139V138H195ZM206 140H207V138H205ZM204 139V140H205ZM208 139H209V137H208ZM251 139V138H250ZM249 139V140H250ZM91 140V139H90ZM197 140V139H196ZM201 140H202V138H201ZM211 139H209V141H210ZM245 140V141H244ZM99 141V140H98ZM113 141V140H112ZM175 141L177 142V139L175 138ZM180 141V140H179ZM178 141V142H179ZM200 141V140H199ZM224 141V140H223ZM108 142V141H107ZM197 142V141H196ZM196 142H195V144H196ZM208 142V141H207ZM81 143V142H80ZM94 143H95V141H94ZM100 143V142H99ZM98 143V144H99ZM105 143H106V141H105ZM110 143V142H109ZM169 143H171V142H169ZM181 143V142H180ZM180 143H178V144H180ZM187 143V142H186ZM191 143H193V144H191V145H194V142H191ZM202 141H201V145H202ZM220 143V142H219ZM222 143V142H221ZM224 143H225V141H224ZM253 143V144H254ZM102 144H103V142H102ZM107 144V143H106ZM161 144V143H160ZM176 144V143H175ZM208 144V143H207ZM232 144V145H231ZM81 145V144H80ZM94 145H96V144H94ZM93 145V146H94ZM109 145V144H108ZM167 145V144H166ZM173 145V144H172ZM180 145H182V144H180ZM183 145H185V143L183 144ZM200 145V144H199ZM9 146V145H8ZM82 146H83V144H82ZM92 146V147H93ZM160 146V145H159ZM158 146V147H159ZM196 146V145H195ZM208 147H209V145H207ZM251 146H253L252 144H251ZM84 147V146H83ZM83 147H81V148H83ZM89 147V146H88ZM106 147V146H105ZM180 147V146H179ZM211 147V146H210ZM254 147H256V146H254ZM86 148V147H85ZM84 148V149H85ZM98 148V147H97ZM160 148V147H159ZM158 148V149H159ZM190 148H192V146L190 147ZM194 148V147H193ZM212 148H213V144H212ZM251 148V147H250ZM253 148V147H252ZM257 148V147H256ZM88 149V148H87ZM153 149H155V148H153ZM183 149H185V147L184 146H182V147H180V149L178 150V154L183 150ZM187 149V148H186ZM200 149V148H199ZM90 150V149H89ZM161 150V149H160ZM190 150V149H189ZM195 150H197V149H195ZM253 150V149H252ZM257 150H256V152H257ZM39 151V150H38ZM70 151V150H69ZM157 151V150H156ZM155 151V152H156ZM163 151V150H162ZM185 151V150H184ZM183 151V152H184ZM198 151V150H197ZM212 151H213V149H212ZM216 151V150H215ZM235 151V152H236ZM63 152V151H62ZM73 152V151H72ZM86 152V151H85ZM90 152V151H89ZM174 152H177V151H174ZM234 152V151H233ZM243 152H245V151H243ZM247 152V151H246ZM246 152H245V154H246ZM249 152V151H248ZM251 152V151H250ZM256 152H254L255 154H256ZM70 153V152H69ZM68 153V154H69ZM88 153V152H87ZM189 153V152H188ZM196 154H197V152H195ZM232 153V152H231ZM252 153V152H251ZM32 154V153H31ZM39 154V153H38ZM71 154H73V153H71ZM80 154H82V153H80ZM96 154H98L97 152L95 153V155ZM153 154V153H152ZM186 154V153H185ZM190 154V153H189ZM192 154H193V152H192ZM195 154V155H196ZM235 154V153H234ZM253 154V153H252ZM258 154V153H257ZM29 155V154H28ZM43 155V154H42ZM91 155V154H90ZM90 155H88V156H90ZM94 155V156H95ZM173 155H174V153H173ZM184 155V154H183ZM187 155V154H186ZM242 155V154H241ZM34 156V155H33ZM39 156H40V154H39ZM66 156H67V153H66ZM69 156V155H68ZM84 156V155H83ZM82 156V157H83ZM92 156V155H91ZM125 156V157H126ZM226 156V155H225ZM224 156V157H225ZM244 156V155H243ZM247 156H248V154H247ZM18 157H20V156H18ZM30 157V156H29ZM37 157V156H36ZM41 157H43V156H41ZM71 157H74V156H71ZM96 157H98V155H96ZM95 157V158H96ZM186 157V156H185ZM193 157V156H192ZM195 157V156H194ZM219 157V156H218ZM242 157V156H241ZM253 157V156H252ZM85 158V157H84ZM95 158H94V160H95ZM174 158V157H173ZM200 158V157H199ZM198 158V159H199ZM212 158V157H211ZM243 158V157H242ZM245 159H246V157H244ZM26 159V158H25ZM39 159V158H38ZM126 159V158H125ZM183 159V158H182ZM220 159H222V158H220ZM235 159V158H234ZM233 159V160H234ZM239 159V158H238ZM241 159V158H240ZM18 160V158L16 159V161ZM21 160V159H20ZM33 160V159H32ZM91 160V159H90ZM93 160V159H92ZM97 160H99V159H97ZM119 160V161H118ZM174 160V159H173ZM189 160V159H188ZM191 160V159H190ZM195 160H196V158H195ZM213 160V159H212ZM215 160V159H214ZM213 160V161H214ZM232 160V161H233ZM237 160V158L235 159V161ZM242 160V159H241ZM3 161H5V160H3ZM3 161H1V162H3ZM9 161V160H8ZM19 161V160H18ZM37 161V160H36ZM35 161V162H36ZM43 161H44V159H43ZM75 161V160H74ZM101 161H99L100 162V164L102 163ZM121 161H122V159H121ZM180 161V160H179ZM194 161V160H193ZM199 161V160H198ZM203 161V160H202ZM201 161V162H202ZM13 162V161H12ZM80 162V161H79ZM98 162V161H97ZM98 162V163H99ZM196 162V161H195ZM204 162V161H203ZM234 162V161H233ZM233 162H232V164H233ZM238 162V160L236 161V163ZM240 162V161H239ZM239 162L237 163V164H239ZM3 163H5V162H3ZM2 163V164H3ZM8 163V162H7ZM18 163V162H17ZM22 163V162H21ZM20 163V164H21ZM26 163H28V161L26 162ZM32 163V162H31ZM104 163V164H105ZM178 162H176V164H177ZM185 163V162H184ZM205 163V162H204ZM211 163V162H210ZM213 163H215V162H213ZM228 163V162H227ZM227 163H225V164H227ZM240 163H242V164H244L243 163V161H241ZM9 164V163H8ZM15 164V163H14ZM36 164L38 165V167H39V164L36 162ZM80 164V163H79ZM85 164V163H84ZM88 164H90V162L88 163ZM93 164V163H92ZM122 164V163H121ZM152 164H153V162H152ZM152 164H150V165H152ZM155 164V163H154ZM173 164V163H172ZM174 164H175V161H174ZM190 164V163H189ZM197 164V163H196ZM235 164V163H234ZM4 165V164H3ZM11 164H9V166H10ZM31 165V164H30ZM32 165H34V164H32ZM31 165V166H32ZM41 165H42V161H41ZM73 165V164H72ZM74 165H75V163H74ZM96 165H97V163H96ZM103 164H101V166H102ZM156 165H159V164H157L156 163ZM160 165H161V163H160ZM162 165H164L163 163H162ZM185 165V164H184ZM193 165H194V163H193ZM204 165V164H203ZM208 165H210V164H208ZM236 165V164H235ZM234 165V166H235ZM245 165V164H244ZM6 166V165H5ZM8 166V165H7ZM7 166H6V168H7ZM23 166V165H22ZM25 166V165H24ZM27 166V165H26ZM29 166V165H28ZM84 166V165H83ZM121 166V165H120ZM155 165H152V168L154 167ZM170 166V165H169ZM187 166V165H186ZM194 166H196V165H194ZM200 166V165H199ZM212 166V165H211ZM233 166V167H234ZM237 166V165H236ZM240 166V165H239ZM238 166V167H239ZM16 168V166L14 165L13 166V168ZM19 166H17V168L15 169V170H13V168H11L12 169V171H10L9 169V171L10 172H8L10 175L9 176H14L15 175V177L14 178H16V177H18V179L20 180L21 178H23L24 180H22V182L23 181H26V180H30L31 179V177L33 176L31 173V171H29V172H27V170L25 169V171H23V167L21 168H18ZM82 167V166H81ZM80 167V168H81ZM89 167H90V165H89ZM122 167V166H121ZM161 167V166H160ZM189 167V166H188ZM1 168H3V167H1ZM40 168V167H39ZM78 168V167H77ZM155 168V167H154ZM175 168V167H174ZM205 168V167H204ZM235 168V167H234ZM27 169H28V167H27ZM102 169V168H101ZM105 169V170H106ZM158 169V168H157ZM162 169V168H161ZM233 169V168H232ZM238 169L239 168H237V171H238ZM3 170V169H2ZM7 170V171H8ZM28 170H30V168L28 169ZM40 170V169H39ZM44 170V169H43ZM79 170V169H78ZM83 170V169H82ZM87 170H89V169H87ZM99 170V169H98ZM159 170V169H158ZM168 170V169H167ZM198 170V169H197ZM6 171V170H5ZM35 171V170H34ZM37 171V170H36ZM92 171V170H91ZM120 171H122V170H120ZM202 171V170H201ZM235 171V170H234ZM233 171V172H234ZM241 171V170H240ZM2 172V171H1ZM38 172V171H37ZM96 172H97V170H96ZM3 173V172H2ZM6 173V172H5ZM36 173V172H35ZM47 173V172H46ZM90 173V172H89ZM92 173V172H91ZM98 173H99V171H98ZM125 173V172H124ZM123 173V174H124ZM158 173H160V172H158ZM45 174V173H44ZM48 174V173H47ZM87 174V173H86ZM96 174V173H95ZM101 174V173H100ZM190 174V173H189ZM196 174V173H195ZM238 174V173H237ZM105 175V174H104ZM163 175V174H162ZM207 175V174H206ZM235 176V173L234 174H232V176ZM239 175V174H238ZM3 177H5L4 175H2ZM100 176V175H99ZM108 176V175H107ZM110 176V175H109ZM110 176V177H111ZM198 176V175H197ZM2 177V178H3ZM8 177V176H7ZM7 177H5V178H7ZM86 177V176H85ZM104 177H106V176H104ZM196 177V176H195ZM200 177V176H199ZM238 176H236V178H237ZM242 177H241V180H242ZM1 178V179H2ZM4 178V179H5ZM93 178V177H92ZM102 178V177H101ZM194 178V177H193ZM232 178H234V177H232ZM9 179V178H8ZM12 179H13V177H12ZM18 179H17V181H18ZM43 179H45V178H43ZM88 179V178H87ZM90 179V178H89ZM97 179H99V178H97ZM104 179H106V178H104ZM108 179H109V177H108ZM120 179V178H119ZM119 179L117 178V180L119 181ZM238 179V178H237ZM14 180H16V179H14ZM86 180V179H85ZM94 180V179H93ZM110 181H111V179H109ZM123 180V179H122ZM125 180V181H126ZM186 180V179H185ZM188 180V179H187ZM239 180H240V178H239ZM11 181V180H10ZM21 181V180H20ZM103 181V180H102ZM115 181V180H114ZM172 181V180H171ZM5 182H7V180H5ZM9 182V181H8ZM94 182V181H93ZM107 182V181H106ZM106 182H104L105 184H106ZM120 182V181H119ZM2 183V182H1ZM14 183V182H13ZM12 183V181H11V184H13ZM19 184H20V182H18ZM41 183V182H40ZM91 183V182H90ZM118 183V182H117ZM121 183H123L122 181H121ZM125 183V182H124ZM190 183V182H189ZM231 183V182H230ZM245 183V184H246ZM4 184V183H3ZM11 184H10V186H11ZM23 184V183H22ZM21 184V185H22ZM33 184V183H32ZM43 184V183H42ZM92 184V183H91ZM112 184V183H111ZM120 184V183H119ZM141 184H142V182H141ZM206 184H208V183H206ZM239 184V183H238ZM245 184H242V185H245ZM2 185V184H1ZM38 185V184H37ZM94 185V184H93ZM108 185H110V184H108ZM116 185V184H115ZM164 185V184H163ZM167 185V184H166ZM194 185V184H193ZM204 185V184H203ZM8 187L7 186V189L8 188H10V190H11V188L13 187ZM19 186V185H18ZM25 186H26V184H25ZM103 186V185H102ZM113 186V185H112ZM128 186H130V185H128ZM137 186H138V184H137ZM136 186V187H137ZM146 186V185H145ZM200 186H202V185H200ZM233 186V185H232ZM235 186V185H234ZM5 187V186H4ZM14 187H16V186H14ZM20 187V186H19ZM22 188H21V191H17V192H12V193H20L19 195H22L23 194V192H25V191H23V190H25V188H24V186H21ZM35 187V186H34ZM97 187V186H96ZM104 187V186H103ZM102 187V188H103ZM122 187V186H121ZM132 187V186H131ZM141 187V186H140ZM207 187V186H206ZM18 188V187H17ZM17 188H15V189H17ZM105 188H107V187H105ZM118 188V187H117ZM124 188H126V187H124ZM130 188V187H129ZM194 188V187H193ZM196 188H198V187H196ZM203 188V187H202ZM34 189V188H33ZM99 189V188H98ZM113 189V188H112ZM132 189V188H131ZM3 190H6V188H2V191H1V189H0V192H3ZM9 190V189H8ZM7 190V192L9 193V191ZM13 191H14V189H12ZM94 190H96V189H94ZM107 190V189H106ZM144 190V189H143ZM174 190V189H173ZM104 191H105V189H104ZM112 191V190H111ZM115 191V190H114ZM126 191V190H125ZM136 191H137V189H136ZM5 192V191H4ZM108 192V191H107ZM140 192V191H139ZM144 192H145V190H144ZM7 193V194H8ZM11 193V192H10ZM113 193V192H112ZM138 193V192H137ZM140 193H143V192H140ZM146 193H148L147 191H146ZM262 193H263V190H262ZM1 194H3V193H1ZM31 194V193H30ZM29 194V195H30ZM161 194V193H160ZM187 194V193H186ZM257 194H259V192L257 193ZM261 194V193H260ZM17 195V194H16ZM28 195V194H27ZM33 195V194H32ZM122 195V194H121ZM175 195H176V193H175ZM174 195V196H175ZM11 196V195H10ZM13 196H15V195H13ZM147 196V195H146ZM146 196H145V198H146ZM197 195H195V197H196ZM140 197V196H139ZM143 197V196H142ZM160 197H162V196H160ZM172 197V196H171ZM189 197V196H188ZM194 197V196H193ZM1 198V197H0ZM4 198V197H3ZM11 198V197H10ZM16 198H17V196H16ZM20 198H21V196H20ZM40 198V197H39ZM174 198H177V197H174ZM4 199H6V197L4 198ZM7 199H9V198H7ZM117 199V198H116ZM171 199H173V198H171ZM187 199V198H186ZM190 199V198H189ZM11 200H13V199H11ZM21 200H23V198L21 199ZM123 200V199H122ZM162 200H163V198H162ZM203 200V199H202ZM6 201V200H5ZM144 201V200H143ZM1 202H2V200H1ZM0 202V203H1ZM16 202H18V201H16ZM188 202V201H187ZM190 202V201H189ZM22 203V202H21ZM28 203V202H27ZM26 203V204H27ZM106 203V202H105ZM165 203V202H164ZM169 203V202H168ZM167 203V204H168ZM194 203V202H193ZM11 204V203H10ZM23 204V203H22ZM53 204V203H52ZM166 204V203H165ZM187 204H189V203H186V205ZM1 205V204H0ZM14 205V204H13ZM48 205V204H47ZM121 205V204H120ZM170 205V204H169ZM177 205V204H176ZM190 205V204H189ZM242 205V204H241ZM246 205H248V204H246ZM251 205H253V204H251ZM251 205H250V207H251ZM3 206H5L4 204H3ZM8 206H10L9 204H8ZM20 206H21V204H20ZM178 206V205H177ZM245 206V205H244ZM7 207V206H6ZM17 207V206H16ZM22 207H24V206H22ZM28 207V206H27ZM130 207V206H129ZM128 207V208H129ZM182 207V206H181ZM188 207V206H187ZM2 208V207H1ZM5 208V207H4ZM171 208V207H170ZM11 209V208H10ZM38 210V209H37ZM172 210V209H171ZM175 210H176V208H175ZM180 210V209H179ZM15 211V210H14ZM41 211V210H40ZM153 211V210H152ZM163 211V212H162ZM176 211H178V210H176ZM19 212V211H18ZM167 212H169V211H167ZM239 212V211H238ZM0 213H1V211H0ZM10 213V212H9ZM22 212H20V215H21V217L20 218H22V217H24L25 215H27V214H25V215H23L22 216V214H21ZM24 213V212H23ZM26 213V212H25ZM90 213V212H89ZM93 213V212H92ZM170 213H171V211H170ZM11 214H13V213H11ZM14 214H16V213H14ZM29 214H30V212H29ZM121 214V213H120ZM123 214V213H122ZM125 214H127V213H125ZM124 214V215H125ZM177 214V216H178V213H176ZM238 214V213H237ZM1 215L2 214H0V217H1ZM7 215V214H6ZM18 215V214H17ZM159 215V214H158ZM180 215V214H179ZM3 216V215H2ZM9 216V215H8ZM30 216V215H29ZM28 216V217H29ZM139 217H140V215H138ZM167 216V215H166ZM6 217V216H5ZM10 217V216H9ZM8 217V218H9ZM16 217H18V216H16ZM15 217V218H16ZM27 217V216H26ZM25 217V218H26ZM27 217V218H28ZM56 217V216H55ZM59 217L60 216H58V219H59ZM89 218H88V222H87V227H89V229L92 231V232H94V223L96 222V218L94 217V215L93 214H90L89 216H88ZM132 217V216H131ZM133 217H135V216H133ZM154 217V216H153ZM256 217V216H255ZM10 218H12V216L10 217ZM137 218V217H136ZM150 218V217H149ZM175 218H177V217H175ZM3 219V218H2ZM4 219H7V218H4ZM13 219V218H12ZM12 219L10 220V221H12ZM130 219V218H129ZM135 219V218H134ZM143 219V218H142ZM148 219V218H147ZM253 219V218H252ZM18 220V219H17ZM22 220H23V218H22ZM29 220H31V219H29ZM141 220V219H140ZM149 220V219H148ZM151 220V219H150ZM149 220V221H150ZM176 220V219H175ZM14 221V220H13ZM18 221H20L21 222V220H18ZM26 221V220H25ZM142 221H144V219L142 220ZM158 221V220H157ZM161 221V220H160ZM163 221V220H162ZM255 221V220H254ZM263 221V220H262ZM262 221H258V222H262ZM22 222H24V221H22ZM133 222V221H132ZM145 222V221H144ZM155 222V221H154ZM166 222V221H165ZM173 222V221H172ZM238 222H239V220H238ZM249 222H250V220H249ZM248 222V223H249ZM252 222V221H251ZM12 223V222H11ZM37 223V222H36ZM86 223V222H85ZM151 223V222H150ZM156 223V222H155ZM163 223V222H162ZM167 223H169L168 221H167ZM253 223V222H252ZM256 223V222H255ZM263 223V222H262ZM13 224V223H12ZM11 224V225H12ZM28 224V222L26 223V225ZM56 224V223H55ZM119 224V223H118ZM171 224V223H170ZM240 224V223H239ZM246 224V223H245ZM258 224V223H257ZM1 225L2 224H0V227H1ZM57 225V224H56ZM139 225V224H138ZM247 225H251V224H247ZM58 226V225H57ZM131 226V225H130ZM128 227L129 228V230L127 231V232H132L134 229H135V227ZM158 226V225H157ZM165 226H168V225H166L165 224ZM257 226V225H256ZM259 226H260V224H259ZM22 227V226H21ZM126 227V226H125ZM17 228V227H16ZM27 227H25V229H26ZM59 228V227H58ZM141 228H144V227H141ZM173 228V227H172ZM232 228V227H231ZM236 228H238V227H236ZM253 228V227H252ZM10 229V228H9ZM15 229V228H14ZM96 229V228H95ZM168 229V228H167ZM244 229V227L242 228V230ZM264 229V228H263ZM4 230V229H3ZM13 230V229H12ZM11 230V231H12ZM24 230V229H23ZM29 230V229H28ZM127 230V229H126ZM238 230V229H237ZM236 230V231H237ZM241 230V229H240ZM16 231V230H15ZM60 231V230H59ZM120 231V230H119ZM4 232V231H3ZM55 232V231H54ZM96 232V231H95ZM109 232V231H108ZM165 232V231H164ZM187 232V231H186ZM23 233V232H22ZM29 233V232H28ZM56 233V232H55ZM91 233V232H90ZM122 233V232H121ZM162 233V232H161ZM169 233V232H168ZM183 233H185V232H183ZM190 233V232H189ZM242 233V232H241ZM5 234V233H4ZM20 234V233H19ZM97 234V233H96ZM126 234V233H125ZM11 236H12V234H10ZM15 235V234H14ZM17 235V234H16ZM103 235V234H102ZM123 235V234H122ZM142 235V234H141ZM148 235V234H147ZM146 235V236H147ZM169 235V234H168ZM189 235H191V234H189ZM194 234H192V236H193ZM241 235V234H240ZM128 236V235H127ZM140 236V235H139ZM246 236V235H245ZM264 236V235H263ZM8 237H9V235H8ZM13 237V236H12ZM138 237V236H137ZM148 238H150V240H152V241H154V243H151L152 244V246L151 247H148L149 249H150V251H151V249L152 248H155V247H157L158 248V246H162L163 245V243H165L164 241V238L165 237H167V236H165V234H158V235H152V234H149L148 236H147ZM169 237V236H168ZM180 237H182V234H181V236ZM185 237V236H184ZM183 237V238H184ZM187 237V236H186ZM242 237V236H241ZM244 237V236H243ZM7 238V237H6ZM10 238V237H9ZM98 238V237H97ZM101 238V237H100ZM144 239H146L145 238V236L143 237ZM189 238V237H188ZM193 238H195V237H193ZM255 238H256V236L254 235V234H251L250 236H249V240H250V243L249 244H251V242L253 243L254 241H255ZM5 239V238H4ZM11 239V238H10ZM91 239V238H90ZM140 239V238H139ZM144 239L142 240L143 242H144ZM180 239H182V238H180ZM190 239V238H189ZM241 238H239V240H240ZM58 240V239H57ZM131 240V239H130ZM135 240V239H134ZM147 240V239H146ZM176 240V239H175ZM178 240H179V238H178ZM184 241H185V239H183ZM187 240V239H186ZM242 240V239H241ZM244 240H247V239H244ZM1 241V240H0ZM129 241V240H128ZM243 241V240H242ZM168 242V241H167ZM246 242V241H245ZM17 243V242H16ZM182 243V242H181ZM189 243V242H188ZM262 243V242H261ZM166 244V243H165ZM180 244V243H179ZM246 244V243H245ZM138 245L140 246V244L138 243ZM190 245V244H189ZM6 246V245H5ZM10 246V245H9ZM104 246V245H103ZM147 246V245H146ZM185 247H186V245H184ZM141 247H143V246H141ZM185 247H183V248H185ZM190 247H191V245H190ZM248 247V246H247ZM253 247V246H252ZM147 248V247H146ZM165 248V247H164ZM167 248V247H166ZM183 248H181V252H182V249ZM240 248H242V247H240ZM246 248V247H245ZM6 249V248H5ZM148 249V250H149ZM160 249H162V248H160ZM159 249V250H160ZM171 249H172V247H171ZM186 249H188V248H186ZM226 249V248H225ZM224 249V250H225ZM155 250V249H154ZM191 250V249H190ZM238 250V249H237ZM240 250H243V249H240ZM249 250V249H248ZM102 251V250H101ZM106 251V250H105ZM184 251V250H183ZM262 251V250H261ZM4 252H6V251H4ZM11 252V251H10ZM103 252V251H102ZM164 252H165V250H164ZM243 252V251H242ZM244 252H246L245 250H244ZM250 252V251H249ZM7 253H9V252H7ZM241 253V252H240ZM261 253V252H260ZM262 253H264V252H262ZM140 254V253H139ZM236 255L238 254V252L237 253H235ZM152 255V254H151ZM163 255V254H162ZM164 255H165V253H164ZM167 255V254H166ZM179 255V254H178ZM184 255V254H183ZM186 255H187V253H186ZM185 255V256H186ZM242 255V254H241ZM240 255V256H241ZM105 256V255H104ZM108 256V255H107ZM150 256V255H149ZM148 256V258H150ZM161 256V255H160ZM247 257L249 256V255H246ZM109 257V256H108ZM152 257V256H151ZM106 258V257H105ZM154 258V257H153ZM159 258V257H158ZM166 258V257H165ZM238 258V257H237ZM237 258H235V259H237ZM244 258V257H243ZM252 258V257H251ZM257 258H259V257H257ZM256 258V259H257ZM151 259V258H150ZM168 259V258H167ZM181 259V258H180ZM245 259V258H244ZM260 259V258H259ZM262 259V258H261ZM261 259L260 260H257V261H260V262H262V261H264V260H262L261 261ZM162 260H163V258H162ZM251 260V259H250ZM146 261V260H145ZM176 261V260H175ZM234 261V260H233ZM256 261V260H255ZM23 262V261H22ZM158 262V261H157ZM240 262V261H239ZM163 263V262H162ZM192 263V262H191ZM231 263V262H230ZM24 264V263H23ZM126 264V263H125ZM160 264V263H159ZM241 264H253L252 262H250V261H243ZM262 264V263H261Z\"/></svg>",
    "mask_w": 264,
    "mask_h": 264
}]
</instances>
